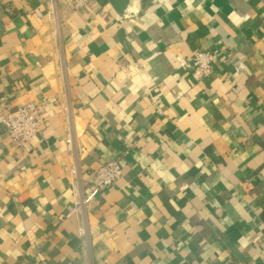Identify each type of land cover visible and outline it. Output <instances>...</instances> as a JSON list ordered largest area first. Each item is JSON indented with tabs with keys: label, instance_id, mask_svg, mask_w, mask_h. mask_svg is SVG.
I'll return each mask as SVG.
<instances>
[{
	"label": "crops",
	"instance_id": "obj_1",
	"mask_svg": "<svg viewBox=\"0 0 264 264\" xmlns=\"http://www.w3.org/2000/svg\"><path fill=\"white\" fill-rule=\"evenodd\" d=\"M33 101L30 141L0 124V264H264V0H0V115Z\"/></svg>",
	"mask_w": 264,
	"mask_h": 264
},
{
	"label": "built area",
	"instance_id": "obj_2",
	"mask_svg": "<svg viewBox=\"0 0 264 264\" xmlns=\"http://www.w3.org/2000/svg\"><path fill=\"white\" fill-rule=\"evenodd\" d=\"M75 9L88 7L92 0H67ZM218 56L217 51L197 50L193 57V66L204 76L213 71V62ZM42 116L39 103L33 101L18 106L16 109L0 115L2 124L10 136L18 143L30 141L40 132ZM71 146V140H69ZM122 175V167L118 159H112L101 165L96 170V185L84 200H80L74 206L72 212L80 209L85 202L92 200L100 191L114 184Z\"/></svg>",
	"mask_w": 264,
	"mask_h": 264
}]
</instances>
